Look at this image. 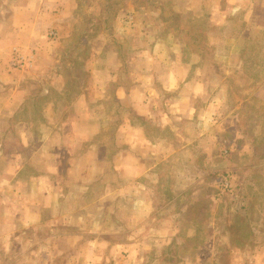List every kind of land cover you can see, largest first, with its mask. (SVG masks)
<instances>
[{
	"label": "rangeland",
	"instance_id": "374dc122",
	"mask_svg": "<svg viewBox=\"0 0 264 264\" xmlns=\"http://www.w3.org/2000/svg\"><path fill=\"white\" fill-rule=\"evenodd\" d=\"M215 1L86 0L76 34L52 70L38 73L36 64L27 72L37 81L29 105L33 116L40 112L38 98L46 95L57 99L62 113L78 115L85 105L68 101L94 97L90 123L107 160L117 159L124 147L127 163L154 157L148 149L138 155L134 145L118 146L120 126L140 118L134 104L113 100L114 89L105 82L93 93V69L104 67L105 76L113 72L118 83L129 84L154 59L193 65L206 73L205 98L197 104L203 124L178 122L190 146L162 152V166L149 178L134 181L129 167L120 177L113 170L103 190L96 173L90 194L74 200L78 214L71 222L56 233L29 231L12 246H0V264H264V32L247 30L245 6L231 13V0H217L223 15L213 11ZM225 15L227 23H220ZM156 91H146L155 108L165 99L156 98ZM149 130L157 132L152 125ZM107 189L111 195L103 199Z\"/></svg>",
	"mask_w": 264,
	"mask_h": 264
},
{
	"label": "crops",
	"instance_id": "0c3cea01",
	"mask_svg": "<svg viewBox=\"0 0 264 264\" xmlns=\"http://www.w3.org/2000/svg\"><path fill=\"white\" fill-rule=\"evenodd\" d=\"M246 2L229 1V12H241L245 6L247 30L258 27L264 32V0ZM87 7L86 0H0V246H12L29 231L56 233L58 226L71 222L72 216L78 214L73 212L77 208L74 200L90 194L86 190L92 189L88 185L95 182L96 173L100 174L99 181L103 180V190L105 184L109 188L113 170L120 177L121 170L126 172L129 167L134 181L149 178L151 171L162 166V152H179L190 146L178 122L187 119L203 124L197 104L205 98L206 73L180 60L171 66L154 59L152 67L146 72H135L129 84L118 83L113 72L105 76L109 71L104 67L93 69V93L105 82L106 88L114 89L113 100L123 107L134 104V117L140 118L136 124H121L118 146L121 142L134 145L138 155L148 149L154 160L146 162L139 156L134 163H127L126 155L121 154L125 147L114 161L101 158L102 145L96 140L100 133L90 123L94 119L92 95L68 101L70 105L84 104L85 114L62 113L57 99L47 95L38 98V116L30 114L32 88L37 81H31L26 70L11 71L14 50L35 51L38 73L52 70L60 49L76 34L80 9ZM212 8L224 15L217 0ZM218 21L227 23L226 15L218 17ZM52 31L58 33L57 39L50 38ZM94 53L101 54L98 50ZM144 55L152 57L151 52ZM40 83L44 87L48 84L47 80ZM149 89L157 90L158 99L164 95L165 99L156 103L157 108L156 99L147 102ZM188 91L189 95H185ZM151 125L157 132L149 130ZM174 136L178 138V150L174 148ZM34 156L39 157L38 161L33 160ZM34 168L38 171L34 172ZM107 190L103 199L111 195ZM143 210L147 212V208Z\"/></svg>",
	"mask_w": 264,
	"mask_h": 264
},
{
	"label": "built area",
	"instance_id": "2783aa9c",
	"mask_svg": "<svg viewBox=\"0 0 264 264\" xmlns=\"http://www.w3.org/2000/svg\"><path fill=\"white\" fill-rule=\"evenodd\" d=\"M49 36L52 39H57L58 33L52 31ZM14 53V59L10 63L11 71L22 72L25 70L29 71L31 69H34L37 62V55L35 51L30 50L28 53H24L19 49H15Z\"/></svg>",
	"mask_w": 264,
	"mask_h": 264
}]
</instances>
